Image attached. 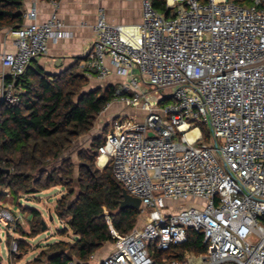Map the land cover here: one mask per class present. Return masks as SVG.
Instances as JSON below:
<instances>
[{"label":"built area","instance_id":"obj_1","mask_svg":"<svg viewBox=\"0 0 264 264\" xmlns=\"http://www.w3.org/2000/svg\"><path fill=\"white\" fill-rule=\"evenodd\" d=\"M166 6L173 9L168 18L140 0L141 20L128 25L108 22L98 7L91 26L85 77L118 79L99 115L113 104L140 114L113 123L97 164L106 158L145 214L94 264H264V0H166ZM22 18L11 31L15 50L1 55L8 73L0 100L7 103L17 100L15 85L30 63L69 36L56 10L43 22L35 7ZM166 99L172 103L160 106ZM193 120L209 127V142ZM0 224L13 232L18 224L1 203ZM189 230L203 236L206 253L171 262L149 254L147 242L167 251L186 242ZM10 252H17L13 238Z\"/></svg>","mask_w":264,"mask_h":264},{"label":"trees","instance_id":"obj_2","mask_svg":"<svg viewBox=\"0 0 264 264\" xmlns=\"http://www.w3.org/2000/svg\"><path fill=\"white\" fill-rule=\"evenodd\" d=\"M22 1L0 0V29L15 30L22 25ZM150 2L156 12L171 17L173 9L166 6V0ZM88 82L84 74L71 70L49 75L28 66L15 85L17 100H0V202L4 190L15 200L53 187L65 190L54 214L65 223L59 235L70 232V240L48 244L25 264H90L91 256L139 226L140 210L119 211L123 188L111 165L101 170L96 167L98 149L106 136L101 133L78 152L77 166L71 156H65L80 137L91 133L114 97V86L86 91ZM27 210L32 217L28 221L31 232L17 224L15 233L33 238L42 230V216L37 210ZM187 237L186 242L151 256L157 262L163 258L182 261L187 254L199 256L209 250L200 233L189 230Z\"/></svg>","mask_w":264,"mask_h":264},{"label":"crops","instance_id":"obj_3","mask_svg":"<svg viewBox=\"0 0 264 264\" xmlns=\"http://www.w3.org/2000/svg\"><path fill=\"white\" fill-rule=\"evenodd\" d=\"M22 2L23 12L29 11L33 7L36 8L38 22L45 21L52 11L56 10L59 17L65 24L66 31L69 34V36L63 40H60L56 43L51 42L48 46V54L46 56H41L34 59L29 65L31 68L40 69L49 75H58L67 70L81 74L85 73V69L89 61L88 54L90 52L92 43L91 26L95 22L98 7L104 8L107 21L113 24H137L141 20L140 0H60L59 2H56V8L53 6L51 1L46 2L42 0H23ZM82 24L86 25L83 26ZM11 31L12 29L10 28L0 29V85L2 83V79L8 73L7 68H5L1 62V55L3 53L13 52L15 50L14 37L11 34ZM117 81L118 79L114 78L113 75H111L105 81H99L97 79L90 80V82L106 84L105 86H114V82ZM114 105H118L119 108L114 109ZM121 106L122 105L119 104H113L110 108L102 113L103 118L101 121H107L111 118H114L115 112H119ZM77 141L75 144H77ZM75 144L65 154V156H76L77 152L76 149H74L76 146ZM99 166L103 167L105 165L103 164ZM46 191L47 190L36 195H31V198L26 200L31 201V199H34L37 202H41V198L38 195H41ZM64 191V189L60 191V195L57 200L61 197ZM0 203L8 208L11 207L10 204H3L2 202ZM9 209L17 217L18 222L23 219L29 221L32 218L30 213H21L18 211L17 207H11ZM54 210L53 213H50V210H48V215H52L53 220L55 217ZM37 211L41 213L42 219H44L42 212L40 210ZM60 222L63 223L64 228V222ZM112 248L113 245L111 247L108 245L103 247L97 254L94 255V259L90 262V264L99 262L112 251Z\"/></svg>","mask_w":264,"mask_h":264},{"label":"rangeland","instance_id":"obj_4","mask_svg":"<svg viewBox=\"0 0 264 264\" xmlns=\"http://www.w3.org/2000/svg\"><path fill=\"white\" fill-rule=\"evenodd\" d=\"M115 83V82H114ZM106 84H99V83H94V82H88V85L86 86L85 90L86 91H91L94 89H100L104 88ZM145 90L152 92L153 87L149 85H143L142 86ZM166 93H168V90H166ZM172 103L171 99H166L163 102H161L159 105L164 106L165 104H170ZM119 108L118 105H114V109ZM122 113L126 114L124 115H119V116H114L113 121H109L108 124L105 123V121L102 120V114L98 116L94 128L91 131L90 134L84 137H80L77 141V144H75L76 152H80L83 148H86L89 146L91 140L97 136H100L102 133L103 136H106L108 133H110L112 129L113 123H124L127 120L131 119V116L135 117H140V114H134V111L126 108L124 106H121L119 109ZM116 114V112H115ZM131 115V116H130ZM194 126H196L200 133L202 134V142H209L210 139V132H209V127L203 123L201 120H193L191 121ZM108 126V127H107ZM105 130V131H103ZM74 146V145H73ZM76 154V156H77ZM68 156V155H67ZM71 157L74 164L77 166L78 165V160L77 157ZM109 164H106L105 166H108ZM103 167H100L97 162H96V167L99 168L100 170ZM63 190L62 188H51L47 190L46 192H43L41 195H38L41 198V202H37L34 199H30L31 195H20L16 200L13 196L7 193V191H3L5 194L4 199L1 201L3 204H10L12 208H18V211L21 213H29L27 208L31 209H36L40 210L43 214L42 221L46 223V229L41 230L40 234L33 238H28L25 236H21L19 232H13L10 228L4 227L0 224V264H25L31 260H33L39 253L40 251L47 246V244H51L54 242H57L61 239L64 240H70L71 238V233L69 232L68 235L61 236L59 235L58 230L63 228V223H61L56 217H54L53 221L49 220V213L48 210H50V213H53L54 207L56 205V200L60 195V191ZM65 192V191H64ZM179 204V203H178ZM190 204H185L182 206L178 205L177 207H184L188 206ZM9 207V208H11ZM169 209L170 206H168ZM55 216V214H54ZM145 214H141V218L139 220V226L143 224ZM260 224L264 225V219L259 221ZM20 226L25 230L29 231V223L27 220L23 219L18 222ZM65 224V223H64ZM11 236L13 239L18 241L17 244V252L14 254H11L10 252V243L8 241V237ZM8 240V241H7ZM113 244H110L108 246H112ZM147 249L149 251V254L154 256L155 255V241H149L147 242ZM162 256L165 255V253L161 254Z\"/></svg>","mask_w":264,"mask_h":264},{"label":"water","instance_id":"obj_5","mask_svg":"<svg viewBox=\"0 0 264 264\" xmlns=\"http://www.w3.org/2000/svg\"><path fill=\"white\" fill-rule=\"evenodd\" d=\"M5 172L9 173L8 170H5ZM126 209L140 210V200L130 196L129 194L126 193L124 189H122V201L120 202L119 211H123ZM49 220L53 221L52 215H49ZM45 229H46V223L42 221V231Z\"/></svg>","mask_w":264,"mask_h":264},{"label":"bare ground","instance_id":"obj_6","mask_svg":"<svg viewBox=\"0 0 264 264\" xmlns=\"http://www.w3.org/2000/svg\"><path fill=\"white\" fill-rule=\"evenodd\" d=\"M197 132L196 131H193L190 133V136L192 134H196ZM106 162V158L105 157H101L100 160H99V165H103L104 163Z\"/></svg>","mask_w":264,"mask_h":264}]
</instances>
